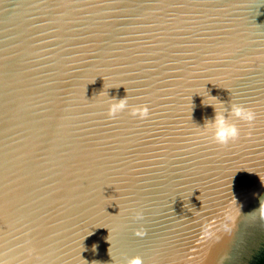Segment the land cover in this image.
Instances as JSON below:
<instances>
[{"label":"water","instance_id":"obj_1","mask_svg":"<svg viewBox=\"0 0 264 264\" xmlns=\"http://www.w3.org/2000/svg\"><path fill=\"white\" fill-rule=\"evenodd\" d=\"M261 197L264 0H0V264H252Z\"/></svg>","mask_w":264,"mask_h":264},{"label":"clouds","instance_id":"obj_2","mask_svg":"<svg viewBox=\"0 0 264 264\" xmlns=\"http://www.w3.org/2000/svg\"><path fill=\"white\" fill-rule=\"evenodd\" d=\"M128 108L127 100L113 102L108 107V116L114 117L118 113ZM130 114L138 118H146L149 115V109L145 105L131 107ZM231 118L243 121L251 125L256 119V113L250 109L242 107L238 104H232L229 116H225V111L221 108H216V114L212 121H206L205 128L211 131L212 142L220 147H225L230 143L237 141L240 138V129L235 123L231 122ZM239 206L233 199L229 207L223 212L222 218L216 226L207 222L201 225V237L204 240H217L220 235L231 236L236 230V222L242 217ZM137 218H141L139 214ZM244 219L251 222L258 221L264 226V197L259 199V206L251 213L244 216ZM95 247V246H94ZM126 264H143L141 257H131L126 261ZM222 264V262H221Z\"/></svg>","mask_w":264,"mask_h":264},{"label":"trees","instance_id":"obj_3","mask_svg":"<svg viewBox=\"0 0 264 264\" xmlns=\"http://www.w3.org/2000/svg\"><path fill=\"white\" fill-rule=\"evenodd\" d=\"M252 264H264V250L261 254L252 262Z\"/></svg>","mask_w":264,"mask_h":264},{"label":"flooded vegetation","instance_id":"obj_4","mask_svg":"<svg viewBox=\"0 0 264 264\" xmlns=\"http://www.w3.org/2000/svg\"><path fill=\"white\" fill-rule=\"evenodd\" d=\"M260 244H261L260 246L258 245L256 248H254L253 252H254L255 250H257L258 248H260L261 251L264 249V240H263ZM251 255H252V254H251Z\"/></svg>","mask_w":264,"mask_h":264},{"label":"snow or ice","instance_id":"obj_5","mask_svg":"<svg viewBox=\"0 0 264 264\" xmlns=\"http://www.w3.org/2000/svg\"><path fill=\"white\" fill-rule=\"evenodd\" d=\"M201 240L203 241L204 239L201 237Z\"/></svg>","mask_w":264,"mask_h":264}]
</instances>
